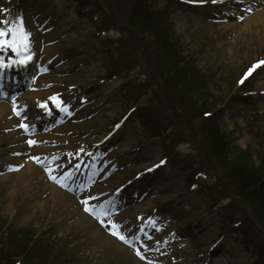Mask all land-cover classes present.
<instances>
[{
	"label": "rangeland",
	"instance_id": "obj_1",
	"mask_svg": "<svg viewBox=\"0 0 264 264\" xmlns=\"http://www.w3.org/2000/svg\"><path fill=\"white\" fill-rule=\"evenodd\" d=\"M238 1L254 4L227 27L220 13L230 0H0V28L7 21L26 32L23 50L35 52L21 92L65 99V114L28 136L41 148L15 149L7 122L19 115L0 116V227L12 231L10 250L0 237V264L15 256L60 264L57 252L64 264H254L243 225L232 226L248 211L204 140L212 119L235 157L229 165L246 158L264 176V64L235 87L243 69L264 61V24H245L264 0ZM129 2L147 5L153 26L135 30ZM186 93L214 116L173 109ZM196 169L207 179L189 190Z\"/></svg>",
	"mask_w": 264,
	"mask_h": 264
},
{
	"label": "trees",
	"instance_id": "obj_2",
	"mask_svg": "<svg viewBox=\"0 0 264 264\" xmlns=\"http://www.w3.org/2000/svg\"><path fill=\"white\" fill-rule=\"evenodd\" d=\"M115 2L118 3L117 0H109V4H111L112 6L116 4ZM128 5H129V20L133 24L135 30H137L138 32H144L145 28H150L151 26H153V24L149 22V17L153 13L151 12V10H149L147 5L141 4L139 2H129ZM180 99L181 100H179V105H177L176 103H172L173 109L178 108L181 111L184 109L190 111H193L194 108L199 109L198 105L194 104L195 102H193L192 96L189 95L188 93L182 94V98ZM203 108L204 107H200L199 110L200 111L203 110V112L207 110L206 108L205 109ZM213 116L214 115L212 111V115L210 117ZM210 120H209L210 126L207 129V134H205L206 137L204 140L209 148L208 151L211 155V158L215 161L217 166L221 167L223 163L224 165L223 168L226 167L228 168L227 174L229 175V177L227 176V178L229 180L228 183L230 185L231 192L248 211L247 219H243V220L247 221L248 223L257 224L261 229V231L264 233V176L262 175L263 171L260 170L259 166L255 167L254 163H251V161L249 162L246 158L245 159L243 158L244 160L243 164L229 165V161L235 157L231 153L230 147L227 143L228 142L227 136L223 134L218 124L214 123L212 119ZM214 120H217V118ZM200 171L201 170H197V169L193 170L192 178L195 176L197 172ZM206 204L208 206V209L210 210L211 207L209 205V202L207 201ZM11 232L12 231H7V232L5 231L4 233L0 227V237L3 234L6 235L3 244L2 243L1 244L4 245V247H7V250H10L9 244L11 241L10 239ZM234 232L236 231L234 230ZM18 233H19L18 238L20 240L25 239L27 237L26 233L22 229L19 230ZM18 238L15 237L14 241L20 243V240ZM242 243L244 245H248L246 240L243 241ZM256 243H258V241ZM262 244L264 246V240H262ZM262 244L259 242V244L255 245L257 248L261 247V249H257L259 257H262L264 255V248L262 247ZM0 251L3 252V249H0ZM60 254H61L60 252L56 253V255L61 257L60 258L61 262L59 263L64 264L62 263V257H64V255L60 256ZM53 256L54 257L52 258V260L56 259V256L54 254ZM7 264H21V260L19 259V256L18 257L15 256L12 257L10 260H7ZM258 264H264L263 260H259Z\"/></svg>",
	"mask_w": 264,
	"mask_h": 264
},
{
	"label": "bare ground",
	"instance_id": "obj_3",
	"mask_svg": "<svg viewBox=\"0 0 264 264\" xmlns=\"http://www.w3.org/2000/svg\"><path fill=\"white\" fill-rule=\"evenodd\" d=\"M36 8L37 7H35V9ZM33 13H36V12H34V10H33ZM232 21L233 20L229 18L226 26L227 27H234V23ZM245 24H248L250 27L251 26H258V24H264V11L257 13L254 17L250 16V17L246 18ZM44 37L46 38L47 36L45 35ZM47 54L48 55L50 54L48 50H47ZM29 58L35 59L34 54L32 52H29ZM33 61L34 60H32V62ZM32 62L30 64H28V66H26V68L30 69L32 67ZM8 63L9 62H7V61L0 62V89L3 88L6 90L4 92V96H8L7 93L9 91V87H7V85L10 87L15 86L19 80V79H16V80L11 79L9 81L7 80L8 76H6V75H9V77L12 78V75H10V74L14 73L13 70L18 71V68L15 65L12 66L13 69H9ZM23 72L25 73L26 70H24ZM23 79H25V77L22 78L21 80H23ZM3 83H5V85H3ZM38 99L34 96V94L29 93L26 97L23 96L22 99H19V102H21V105H19V102L14 103V104L13 103L10 104L7 102L6 103L5 102L0 103V116L5 117V119L8 115H10V113L12 111L18 112L20 115H23L22 117H24V115H27L26 120H23L22 118H20V119L9 120L7 122V125L11 128L10 135L12 136L11 138L14 141L15 149L22 150V151L23 150L28 151V150H26L27 149V146L25 144L26 140L27 141L30 140L32 143H34L38 147L41 145V141L37 137H33L32 139H28V138L24 137L25 135L20 136V134H23L22 133L23 129H26L29 131L30 129L38 127V125L40 123H42L43 117L46 116V112L44 113V111H43V108L45 106L42 107L40 104L41 102ZM30 132H31V130H30ZM35 151H37V150H34L33 152L31 151V155H32V153H35ZM27 166L35 172L38 171L36 168L30 167V164H28ZM43 184L45 185V183H43Z\"/></svg>",
	"mask_w": 264,
	"mask_h": 264
},
{
	"label": "snow or ice",
	"instance_id": "obj_4",
	"mask_svg": "<svg viewBox=\"0 0 264 264\" xmlns=\"http://www.w3.org/2000/svg\"><path fill=\"white\" fill-rule=\"evenodd\" d=\"M3 23L5 24V27L0 28V47L7 46V47H10L15 52H19L21 46L26 47L27 46V39H26L27 33L22 32L20 28H17L16 26H8L7 21H4ZM24 62H25L24 60L20 61V63H24ZM262 64H264V61H258L256 64L252 66V68L248 70V73H246L245 75L247 76L256 67ZM53 179H55V177H53ZM120 239L123 240L125 239V237L120 236Z\"/></svg>",
	"mask_w": 264,
	"mask_h": 264
}]
</instances>
